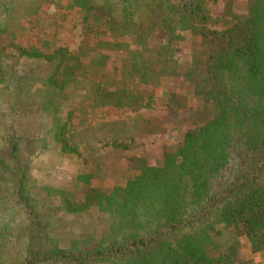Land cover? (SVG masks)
I'll list each match as a JSON object with an SVG mask.
<instances>
[{
	"label": "trees",
	"instance_id": "16d2710c",
	"mask_svg": "<svg viewBox=\"0 0 264 264\" xmlns=\"http://www.w3.org/2000/svg\"><path fill=\"white\" fill-rule=\"evenodd\" d=\"M48 2L0 0V264H264V0H67L76 50L44 25L21 42ZM107 108L139 114L80 137ZM160 108L181 135L152 162L132 152ZM86 141L131 153L86 169ZM49 151L85 189L41 181Z\"/></svg>",
	"mask_w": 264,
	"mask_h": 264
},
{
	"label": "rangeland",
	"instance_id": "374dc122",
	"mask_svg": "<svg viewBox=\"0 0 264 264\" xmlns=\"http://www.w3.org/2000/svg\"><path fill=\"white\" fill-rule=\"evenodd\" d=\"M53 1V3L48 2L42 6L36 17L37 20H34L32 27H28L27 29L28 35L25 38L20 39V41L26 44L35 43L36 35L38 34V31H40V27L44 25L46 31L56 35L54 40L58 45L68 46L71 50H76L83 38V26L80 18L81 13L76 9H71L67 0ZM214 8L216 11H219L218 5H214ZM175 85L180 88L181 86H184L181 88L183 90L188 88L187 85L180 83L177 80L176 82L168 83V88L164 86L156 88L155 91L157 96L161 98V96L164 95L165 90L171 89ZM195 101L196 100H191V103H194ZM145 112H148V110H143L141 113ZM137 113L138 112L132 110L123 112L122 110L107 108L106 110H101L92 114L89 117V120L85 121L83 120V113H79L81 116L74 118V129L80 134V137H82V135H85V132H90V128L97 124L131 121L130 117H135ZM148 113L159 114L164 120V127L157 128V133H159L157 135L150 134L148 137L137 139L136 143H134L135 147L132 153H142L144 151L150 152L152 154L151 161L155 162V159L161 157L166 147L177 143L181 131H178V129L173 127V123L170 122V113L166 109L160 108V112L150 110ZM35 127L37 129L34 130L39 129V122ZM80 148L90 159V163L85 165L86 169L94 167L95 161L100 157H102V162L108 166L118 162L119 159L125 161L124 157L131 153L129 151H117L98 141H92L90 144L86 141L80 145ZM35 162L37 165V173L43 183L59 188H66L68 186H74L81 190L86 188L82 182L76 179L79 173L85 172L82 166V160L77 154L66 155L59 158L55 152L49 151L36 157ZM98 182H100L105 188H111L114 183V177L104 176V179L102 178L101 181L93 180V184H98ZM59 232L62 233V225L59 228ZM249 252V249L245 245L243 247V253L249 255ZM254 258L259 262L264 260L263 256L260 254L254 255Z\"/></svg>",
	"mask_w": 264,
	"mask_h": 264
}]
</instances>
